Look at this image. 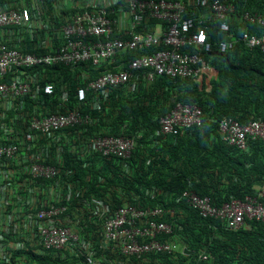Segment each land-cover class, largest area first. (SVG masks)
Masks as SVG:
<instances>
[{
	"label": "trees",
	"instance_id": "16d2710c",
	"mask_svg": "<svg viewBox=\"0 0 264 264\" xmlns=\"http://www.w3.org/2000/svg\"><path fill=\"white\" fill-rule=\"evenodd\" d=\"M37 1L0 0L4 8L27 5L32 13L27 30L16 27L19 39L16 33L10 39L2 27L0 36L25 52L44 53L50 50L47 38L54 37L58 43L56 30L63 18H70L80 8L60 12L53 8L51 0H41V17L49 23L44 26L36 17ZM185 1L188 15L199 18L204 9L192 5L191 0ZM230 1L240 11L264 13V0ZM120 3L124 4V0ZM155 25L156 21L145 23L146 28ZM203 25L213 44L204 58L217 70V76L210 80L211 90L199 86L192 77L160 76L152 83L140 78L135 84L88 91L86 100L78 101L79 87L104 72L126 67L129 61L145 53L142 51H128L116 65L82 62L71 68H13L2 79L31 75L34 82L31 95L15 97L7 109L0 104V143L18 142L21 130L30 132L31 117L39 110H80L91 119L86 124L37 136L33 150L41 152L43 161L56 165L60 172L54 179L30 180V186L37 189L34 201L29 194L23 195V201L11 196L9 212L3 214L0 223V243L5 245L6 253V260L0 264H195L200 252L208 254L212 264H264V222L247 219L242 228L230 230L219 219L204 216L178 199L190 188L221 205L234 198L255 196L258 187L264 186V140H250L247 149L242 150L225 142L220 131L224 117L241 123L264 121V52L239 40L245 31L261 32L264 28L241 23L233 25L230 32H223L218 21L206 20ZM225 40L236 43L221 51L219 43ZM46 83L54 85L53 94L44 92ZM64 95L69 96L67 102L62 100ZM178 102L199 105L202 123L179 134H162L160 120ZM94 136L136 137L137 144L128 158L104 156L91 148L89 138ZM42 143L48 144L45 149H41ZM5 163L18 167L19 159ZM17 204L21 209H14ZM61 205L67 207L61 218L73 226L80 243L71 242L59 250L44 249L30 234L27 215L42 207ZM105 205L108 212H104ZM124 205L163 207L165 213L155 219L172 224L174 231L159 238L176 242L182 251L125 256L104 249L103 221Z\"/></svg>",
	"mask_w": 264,
	"mask_h": 264
},
{
	"label": "built area",
	"instance_id": "2783aa9c",
	"mask_svg": "<svg viewBox=\"0 0 264 264\" xmlns=\"http://www.w3.org/2000/svg\"><path fill=\"white\" fill-rule=\"evenodd\" d=\"M39 1L36 3V7L39 6L36 17L39 23L48 26V20L41 17L43 10L42 2ZM120 1L112 0V4L107 6L100 0H90L86 6L79 7L80 10L74 12L70 18H63L62 25L56 30L59 42L47 44L50 50L44 53L25 52L6 43L0 36V104L7 109L15 97L33 93L34 79L31 75L13 76L9 81L2 80L13 68L20 70L45 65H65L71 68L82 62L116 65L125 58L128 51L145 53L129 61L126 67L104 72L79 87L78 101H85L88 91L99 92L123 87L137 83L140 78L152 83L160 76L192 77L202 87L205 79L210 82L217 76V70L208 65L204 58L213 48L203 25L204 21H218L219 29L223 32H230L233 25L241 23L264 28V13L240 11L230 0H191L192 5L204 9L199 18L188 15V3L185 0H124V4ZM121 12L128 14V24L122 19ZM31 21L29 6L4 8L0 5V27L9 33L10 39L15 38V33L19 39L21 36L16 27L27 30ZM146 21H156L155 27L146 28ZM239 40L264 52V30L253 33L245 31L241 33ZM235 43V40L221 41L219 48L227 51ZM148 49L153 50L147 52ZM43 90L46 94H53L54 85L46 83ZM68 99V95L62 98L64 102ZM2 115L1 111L0 116ZM90 119V115L80 110L53 113L39 110L31 117L30 132L21 130L22 136H19L18 142L0 143V163L3 166L0 169V210L3 206V192H6L4 194L7 197L5 212H9L8 207L13 198L21 201L23 195L29 194L31 201L36 199L37 189L30 186V180H50L59 174L60 168L44 162L43 154L33 150L37 136L86 124ZM202 120L203 111L199 105L178 102L161 118L160 132L165 135L179 134L192 126L201 125ZM220 131L223 140L229 145L246 150L250 140H264V121L254 119L241 123L232 117H224L220 121ZM89 144L94 151L104 156L128 158L137 141L136 137L94 136L89 138ZM41 145V149H45L48 144ZM17 159L18 167L5 163L7 160L12 163ZM13 183L15 185L12 188ZM53 197L57 200L55 193ZM178 199L185 200L204 216L219 219L230 230L242 228L247 219L264 222V186L258 187V194L255 196L234 198L221 205L214 204L210 196L201 195L190 188L184 190ZM46 204L47 202L43 203V206ZM66 208L64 205L42 207L27 215L30 221L29 232L39 239L43 248L59 250L71 242L80 243V236L73 226L61 218ZM104 208V212H108V206L105 205ZM26 210L28 209H24ZM163 213L165 209L160 206L119 207L103 221L102 247L119 251L125 256L182 251L176 242L159 238V235H170L174 231L172 224L155 219ZM1 219L2 217L0 223ZM4 250L5 245L0 243V262L6 260ZM196 258L195 264H212L211 257L204 252H200Z\"/></svg>",
	"mask_w": 264,
	"mask_h": 264
},
{
	"label": "crops",
	"instance_id": "0c3cea01",
	"mask_svg": "<svg viewBox=\"0 0 264 264\" xmlns=\"http://www.w3.org/2000/svg\"><path fill=\"white\" fill-rule=\"evenodd\" d=\"M104 1H105V3H106V0H104ZM89 2H90V0H69V1H67V2H65V3H63V4H59V3L57 2V0H52V1H51V4L53 5V8H54L55 10L61 12V10H63V9H69V8L74 9V8L84 7V6H86ZM111 4H112V2H111ZM120 15L122 16V19L125 21V23L128 24V22H129L128 14L125 13V12H121ZM57 37L59 38V36H57ZM46 43H47V44H54V43H56V41H55L54 37H51V38H47ZM0 169H2V167H0ZM1 192H3V191L1 190ZM4 193H6V192H3V197H2V199H3V200H2V205H3V206H2V209L0 210V217L3 216V214L5 213V210H6L5 203L7 202V201H6V200H7V197L5 196ZM19 207H20V206H18V207H14V209L16 210V209L19 208ZM11 208H12V207H11ZM8 209H9V208H8ZM10 210H11V209H10ZM178 246L180 247L179 244H178Z\"/></svg>",
	"mask_w": 264,
	"mask_h": 264
},
{
	"label": "rangeland",
	"instance_id": "374dc122",
	"mask_svg": "<svg viewBox=\"0 0 264 264\" xmlns=\"http://www.w3.org/2000/svg\"><path fill=\"white\" fill-rule=\"evenodd\" d=\"M52 1V0H51ZM67 1H69V0H57V2L59 3V4H63V3H65V2H67ZM102 3H104V4H106L107 6H110L111 5V2H112V0H106V3H105V1L104 0H100ZM205 87H207L208 88V90H211V88H212V85L210 84V82H208V81H206V79H205ZM30 226V225H29ZM28 232V231H27Z\"/></svg>",
	"mask_w": 264,
	"mask_h": 264
},
{
	"label": "clouds",
	"instance_id": "9594fccd",
	"mask_svg": "<svg viewBox=\"0 0 264 264\" xmlns=\"http://www.w3.org/2000/svg\"><path fill=\"white\" fill-rule=\"evenodd\" d=\"M39 243H40V241H39V239L37 238V237H34ZM45 249V248H44Z\"/></svg>",
	"mask_w": 264,
	"mask_h": 264
},
{
	"label": "water",
	"instance_id": "95a60500",
	"mask_svg": "<svg viewBox=\"0 0 264 264\" xmlns=\"http://www.w3.org/2000/svg\"><path fill=\"white\" fill-rule=\"evenodd\" d=\"M185 251H187V250H185ZM192 252H193V251H188L189 254H191Z\"/></svg>",
	"mask_w": 264,
	"mask_h": 264
}]
</instances>
